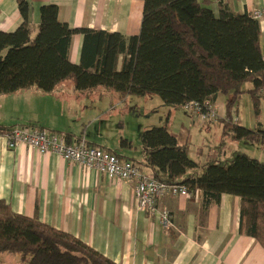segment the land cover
<instances>
[{
  "label": "crops",
  "instance_id": "1",
  "mask_svg": "<svg viewBox=\"0 0 264 264\" xmlns=\"http://www.w3.org/2000/svg\"><path fill=\"white\" fill-rule=\"evenodd\" d=\"M28 1L32 34L40 22V7L49 3L58 6L59 21L71 28L100 29L125 36L135 35L140 29L143 0ZM220 6H227L234 14L259 12L256 18L264 54V0H210L214 14L218 15ZM22 21L16 0H0V30L13 31ZM82 40L81 33L71 36L68 59L74 64L80 62ZM121 65L119 58L117 68ZM260 95L257 112L249 97L245 108L247 120L238 115L239 106H232L231 118H237L236 124L255 132L264 131V88ZM145 96L120 98L103 86L76 90L71 78L49 92L31 87L1 94L0 125L5 129L0 132V200L16 213L35 215L40 221L78 237L117 264H264L261 245L239 232L238 196L224 193L219 203L211 202L204 208L199 189L187 196L166 195L158 208L169 212L173 225L165 229L158 214L151 215L136 207L130 183L111 180L104 173L52 153H39L25 144L12 148L6 143L7 130L37 125L66 133L68 141L82 138L88 145L115 152L151 175L141 136L146 129L160 125L153 123L147 111L139 115L133 110L146 102ZM226 97L216 94L210 98L209 103L217 111L215 119H201L190 107L179 106L189 111L190 126L195 124L207 131L215 127L218 151L208 159L242 152L227 147L230 141L242 139L222 134ZM167 108L170 114L176 106ZM190 126L181 124L179 131L169 130L177 145L186 147V152L191 141ZM122 139L126 144L121 143ZM259 139L264 140V135ZM188 157L200 164L207 161Z\"/></svg>",
  "mask_w": 264,
  "mask_h": 264
},
{
  "label": "trees",
  "instance_id": "2",
  "mask_svg": "<svg viewBox=\"0 0 264 264\" xmlns=\"http://www.w3.org/2000/svg\"><path fill=\"white\" fill-rule=\"evenodd\" d=\"M16 2L23 21L13 31L0 30V95L31 87L49 92L68 78L76 90L103 86L120 98L155 94L168 107L195 102L204 110L210 98L223 94V136L249 141L263 137L264 131L255 132L231 118L232 106L245 93L257 112L264 88L260 25L253 15L234 14L227 6H220L216 15L210 0H143L139 32L125 36L71 28L59 21L58 6L49 3L40 7V22L32 34L29 1ZM76 32L83 35L79 64L68 59ZM4 129L0 125V132ZM141 142L151 176L189 192L199 189L204 208L219 203L224 193L238 196L239 232L264 249V161L233 151L200 164L188 157L185 146L177 145L166 125L146 129ZM4 252L18 254L25 264H117L78 237L35 215L16 213L0 200Z\"/></svg>",
  "mask_w": 264,
  "mask_h": 264
},
{
  "label": "built area",
  "instance_id": "3",
  "mask_svg": "<svg viewBox=\"0 0 264 264\" xmlns=\"http://www.w3.org/2000/svg\"><path fill=\"white\" fill-rule=\"evenodd\" d=\"M253 16L258 17L259 12H254ZM186 106L194 110L201 119L217 117V111L209 102L204 104V110L195 102L187 103ZM232 119L237 121L234 116ZM4 134L9 147L25 144L39 153H52L85 168L104 173L111 180L130 183L136 207L151 215L158 214L159 221L165 229H169L173 224L169 212L158 208L160 199L166 195H189L185 186L160 181L144 173L141 167L131 160L120 158L115 152L104 150L99 146L88 145L82 138L68 141L64 132L37 125H19Z\"/></svg>",
  "mask_w": 264,
  "mask_h": 264
},
{
  "label": "rangeland",
  "instance_id": "4",
  "mask_svg": "<svg viewBox=\"0 0 264 264\" xmlns=\"http://www.w3.org/2000/svg\"><path fill=\"white\" fill-rule=\"evenodd\" d=\"M243 95V94H242ZM240 96L237 100L235 106H239L238 115L240 117H245L247 120V115L245 108L249 104V96L245 95ZM134 96V95H133ZM142 97V96H134ZM146 102H142L140 106H136L133 110H137L139 115L143 111H147V115L151 114L153 123L155 125H167L169 130L179 131L181 124H184L186 127L190 126L189 118L190 114L187 110H182L181 107L177 106L168 113L167 106L163 105L162 100L159 96L155 94H147ZM134 112V111H133ZM169 115V117H168ZM168 117V120H167ZM192 123V122H191ZM190 128V143L188 144V155L201 160L202 162L208 160L209 155H215L218 151V141L215 136V127L210 128L209 131L204 128H196L195 124H191ZM233 142V143H232ZM228 150L230 147L241 150L246 154H250L255 158L264 161V140L259 139L257 141H249L247 139H242L240 141H230ZM216 146V147H215ZM227 147L224 149L226 151ZM219 152H222L219 150ZM0 264H25L18 254L13 253H0Z\"/></svg>",
  "mask_w": 264,
  "mask_h": 264
}]
</instances>
